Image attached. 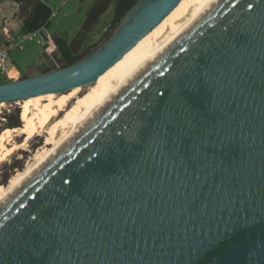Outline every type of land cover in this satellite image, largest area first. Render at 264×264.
<instances>
[{
    "label": "water",
    "instance_id": "obj_1",
    "mask_svg": "<svg viewBox=\"0 0 264 264\" xmlns=\"http://www.w3.org/2000/svg\"><path fill=\"white\" fill-rule=\"evenodd\" d=\"M179 1L0 103L93 82ZM0 264H264V0H218L7 199Z\"/></svg>",
    "mask_w": 264,
    "mask_h": 264
},
{
    "label": "bare ground",
    "instance_id": "obj_2",
    "mask_svg": "<svg viewBox=\"0 0 264 264\" xmlns=\"http://www.w3.org/2000/svg\"><path fill=\"white\" fill-rule=\"evenodd\" d=\"M217 1L180 0L93 82L63 93L49 92L22 99L23 123L0 134V166L11 161L16 153L27 152L31 156L22 171L15 173L5 187L0 186V206ZM38 142H41L38 149L31 151L29 148Z\"/></svg>",
    "mask_w": 264,
    "mask_h": 264
},
{
    "label": "rangeland",
    "instance_id": "obj_3",
    "mask_svg": "<svg viewBox=\"0 0 264 264\" xmlns=\"http://www.w3.org/2000/svg\"><path fill=\"white\" fill-rule=\"evenodd\" d=\"M55 15L50 18L49 26L37 30V36L33 41L24 40L22 49L12 50L10 55L15 70L11 73L10 79L18 78L22 74L31 75L40 73V70L52 68L60 64L58 54L53 48L52 39L63 37L66 42L76 51L81 52L98 41L110 28L113 18V3L102 13L97 21L88 26L85 22L88 9L96 0H43ZM23 12L18 3L13 0H0V44L4 40L3 26L8 31L16 34L21 29ZM48 35V39L45 40ZM36 39L45 40L49 43L46 49ZM7 80L0 77V81ZM21 100L4 103L0 106V134L7 128L12 127L11 123L21 125ZM14 125V126H15ZM44 139H42L43 141ZM41 142L36 143L29 149H38ZM31 156L29 153H16L9 162L0 166V186L5 187L9 180L25 168L26 161ZM22 161V163H21Z\"/></svg>",
    "mask_w": 264,
    "mask_h": 264
},
{
    "label": "trees",
    "instance_id": "obj_4",
    "mask_svg": "<svg viewBox=\"0 0 264 264\" xmlns=\"http://www.w3.org/2000/svg\"><path fill=\"white\" fill-rule=\"evenodd\" d=\"M18 3L20 9L23 12L21 32L36 31L42 27H47L50 24V15L52 9L43 0H13ZM135 0H96V4H92L86 15L85 22L88 26L93 25L99 16L104 13L108 6L113 3V18L110 22L109 30L93 45L85 50L78 52L74 50L63 37H54L52 39V45L56 53L60 64L53 69L63 67L79 59L87 52H89L94 46L101 42L110 32V30L120 20L124 12L133 4ZM52 68L40 70L41 72L49 71ZM27 76L26 74L20 75V77ZM15 123H11L14 126Z\"/></svg>",
    "mask_w": 264,
    "mask_h": 264
},
{
    "label": "built area",
    "instance_id": "obj_5",
    "mask_svg": "<svg viewBox=\"0 0 264 264\" xmlns=\"http://www.w3.org/2000/svg\"><path fill=\"white\" fill-rule=\"evenodd\" d=\"M54 15L55 10H52L50 18ZM3 30L4 40L0 44V77L3 79H10L11 73L15 70L13 60L10 55L11 51L15 49H22V42L24 40L33 41L37 36V30L27 32L19 31L16 34H12L10 31H8L6 26H3ZM46 39H48V35L46 36ZM45 40L41 41L36 39V42L43 44Z\"/></svg>",
    "mask_w": 264,
    "mask_h": 264
}]
</instances>
